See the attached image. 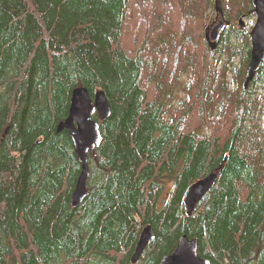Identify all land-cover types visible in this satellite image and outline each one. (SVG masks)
<instances>
[{
    "label": "trees",
    "instance_id": "trees-1",
    "mask_svg": "<svg viewBox=\"0 0 264 264\" xmlns=\"http://www.w3.org/2000/svg\"><path fill=\"white\" fill-rule=\"evenodd\" d=\"M219 9L233 26L253 0H0V264H130L146 225L137 264L182 235L209 264H264V64L245 88L237 30L227 75L225 38H205ZM79 87L111 114L72 207L81 164L56 128ZM210 172L187 217L186 189Z\"/></svg>",
    "mask_w": 264,
    "mask_h": 264
},
{
    "label": "water",
    "instance_id": "water-1",
    "mask_svg": "<svg viewBox=\"0 0 264 264\" xmlns=\"http://www.w3.org/2000/svg\"><path fill=\"white\" fill-rule=\"evenodd\" d=\"M256 22L250 32L251 52L245 72L244 87L246 88L264 61V0H254ZM240 25L242 22L240 20ZM219 23L210 33L211 42L218 38ZM96 114L97 121L93 119ZM111 114L110 104L103 91H98L91 98L83 87L75 88L70 96L68 114L65 120L58 123L56 130L68 132L74 154L81 164V172L70 197L72 207L79 206L87 195L86 180L88 177V152L97 148L102 140L98 122H104ZM225 158L222 161L224 164ZM220 170H218L219 172ZM218 172H210L206 176L191 184L184 193L185 215L191 217L195 207L209 193L214 186ZM153 239L150 225H146L140 232L134 251L130 257V264H136L144 253L148 243ZM158 264H209L198 255V239H189L186 235L179 237L172 253L161 258Z\"/></svg>",
    "mask_w": 264,
    "mask_h": 264
},
{
    "label": "rangeland",
    "instance_id": "rangeland-1",
    "mask_svg": "<svg viewBox=\"0 0 264 264\" xmlns=\"http://www.w3.org/2000/svg\"><path fill=\"white\" fill-rule=\"evenodd\" d=\"M170 10V14H173L172 10L174 9H169ZM175 11V10H174ZM175 15V14H174ZM215 20H216V25L219 23V21L222 20V22L224 23V26L222 28L221 31L218 32L217 35H219L218 38V42L219 39L221 37H224L226 40V49L222 50L220 53L217 54V57L221 58V66L223 64H226V72L227 75H229L230 71H237L240 67V62H241V56L239 54H236V57H231V58H227L229 57L232 53H233V48L232 46L236 47V48H242V38H236L235 35V31H239L241 33L243 32H250L252 27L254 26L255 22H256V15L253 12L249 13V14H243V16H240L235 22L233 26H230L229 23H226V18L223 15V13L219 10H217V12L215 13ZM240 20L242 22V26L240 25ZM226 23V24H225ZM215 25V26H216ZM140 26L139 23H136L135 25V31L136 29ZM215 26H213L212 28H214ZM211 28V29H212ZM228 36H230V40H228ZM217 43V42H216ZM228 43H231L232 46L229 48L228 47ZM230 76V75H229ZM184 82L186 83L187 80L184 78ZM229 84L231 87H233V84L231 83V81L229 80ZM256 84V83H255ZM259 83L258 85H255V87H259ZM257 92H260V89L258 88ZM186 96V95H185ZM184 94L182 92H178L176 91V93L174 94V106L177 107L179 104V101L182 99H184Z\"/></svg>",
    "mask_w": 264,
    "mask_h": 264
},
{
    "label": "bare ground",
    "instance_id": "bare-ground-1",
    "mask_svg": "<svg viewBox=\"0 0 264 264\" xmlns=\"http://www.w3.org/2000/svg\"><path fill=\"white\" fill-rule=\"evenodd\" d=\"M98 92V91H97ZM89 94V93H88ZM90 96V95H89Z\"/></svg>",
    "mask_w": 264,
    "mask_h": 264
},
{
    "label": "flooded vegetation",
    "instance_id": "flooded-vegetation-1",
    "mask_svg": "<svg viewBox=\"0 0 264 264\" xmlns=\"http://www.w3.org/2000/svg\"><path fill=\"white\" fill-rule=\"evenodd\" d=\"M253 1H254V0H253ZM226 23H227V22H226ZM226 23H225V24H226Z\"/></svg>",
    "mask_w": 264,
    "mask_h": 264
}]
</instances>
